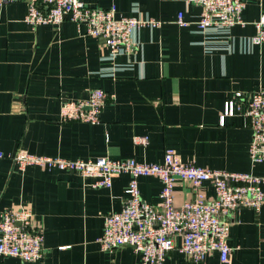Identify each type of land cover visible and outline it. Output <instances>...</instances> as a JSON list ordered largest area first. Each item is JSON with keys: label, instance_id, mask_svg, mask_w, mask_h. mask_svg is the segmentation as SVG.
<instances>
[{"label": "crops", "instance_id": "0c3cea01", "mask_svg": "<svg viewBox=\"0 0 264 264\" xmlns=\"http://www.w3.org/2000/svg\"><path fill=\"white\" fill-rule=\"evenodd\" d=\"M84 1L115 5L118 16L161 23L139 29L134 53L105 60L108 46L85 35V26L66 18L59 27H32L25 21V0L0 2V151L162 162L166 148L173 147L183 162L264 173V163L251 160L253 130L245 116L251 93L264 89V42H251L254 21L264 16V0H245V23L221 35L213 49L197 30L201 7L187 0ZM181 11L188 26L177 22ZM94 88L109 95L101 122L62 120V101L85 100ZM230 99L236 111L222 123ZM141 136H148L147 144L139 142ZM130 180V174L121 173L111 187H94L79 172L39 165L21 169L11 158L0 159V214L30 208L33 227L44 235L43 259L0 256V264H142L133 246L104 250L98 241L106 216L122 209ZM139 185L144 200L161 203L158 176H141ZM198 190L215 195L212 182L196 189L178 180L175 203L193 199ZM228 220L230 260L222 262L214 250L203 264H264V205L259 211L235 210ZM181 243L176 236L166 264L190 263Z\"/></svg>", "mask_w": 264, "mask_h": 264}, {"label": "built area", "instance_id": "2783aa9c", "mask_svg": "<svg viewBox=\"0 0 264 264\" xmlns=\"http://www.w3.org/2000/svg\"><path fill=\"white\" fill-rule=\"evenodd\" d=\"M19 0H0L1 3ZM28 12L25 21L32 27L42 24L61 26L66 18L78 26H85V35L101 38L110 50L105 60H113L121 53H134L138 47V31L146 25L161 23L154 19L118 16L115 5L102 8L87 4L84 0H25ZM201 7L197 30L204 36V44L213 49L220 44V36L244 24L245 0H187ZM177 22L188 26L184 12H179ZM255 34L251 42H264V16L254 21ZM212 44V45H211ZM241 96V92H237ZM108 93L94 88L85 100H63L61 118L64 121L80 120L101 122V113L107 103ZM236 111L235 100L226 103L221 122ZM245 116L253 130L250 157L254 164L264 163V89L251 93ZM148 136L139 142L147 144ZM11 158L25 169L39 165L47 169L79 172L92 179L94 187H111L117 174L131 175L127 196L122 209L106 216L102 235L98 238L104 250L130 245L141 254L142 264H166L169 251L176 247L175 237L181 236L179 249L189 258V264H203L210 251H218L222 262L230 260L231 247L229 215L235 210L251 208L259 211L264 205V173L234 172L206 168L195 163L183 162L176 149L167 147L162 162H143L136 158L67 159L59 156L27 154L19 151L6 154L0 151V159ZM158 176L162 181L161 203L154 205L142 198L139 177ZM185 180L198 189L204 182L214 184L215 195L209 198L198 190L193 199L175 203V186ZM20 221L21 225L17 222ZM30 208L7 209L0 214V256H16L25 262L44 258V235L32 225Z\"/></svg>", "mask_w": 264, "mask_h": 264}, {"label": "water", "instance_id": "95a60500", "mask_svg": "<svg viewBox=\"0 0 264 264\" xmlns=\"http://www.w3.org/2000/svg\"><path fill=\"white\" fill-rule=\"evenodd\" d=\"M17 224H18V225H21V222H20V221H18V222H17Z\"/></svg>", "mask_w": 264, "mask_h": 264}]
</instances>
